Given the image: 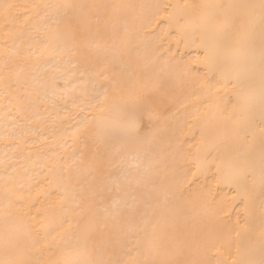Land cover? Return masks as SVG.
<instances>
[{
  "label": "bare ground",
  "instance_id": "bare-ground-1",
  "mask_svg": "<svg viewBox=\"0 0 264 264\" xmlns=\"http://www.w3.org/2000/svg\"><path fill=\"white\" fill-rule=\"evenodd\" d=\"M0 264H264V0H0Z\"/></svg>",
  "mask_w": 264,
  "mask_h": 264
},
{
  "label": "rangeland",
  "instance_id": "rangeland-1",
  "mask_svg": "<svg viewBox=\"0 0 264 264\" xmlns=\"http://www.w3.org/2000/svg\"><path fill=\"white\" fill-rule=\"evenodd\" d=\"M118 117L120 118L121 121L125 120V116L124 115H118ZM121 136V133L116 131V130H111L108 133V137L113 140L116 141L119 137Z\"/></svg>",
  "mask_w": 264,
  "mask_h": 264
}]
</instances>
